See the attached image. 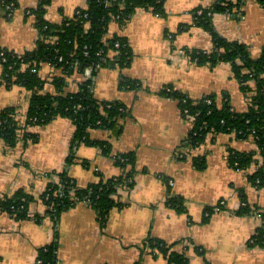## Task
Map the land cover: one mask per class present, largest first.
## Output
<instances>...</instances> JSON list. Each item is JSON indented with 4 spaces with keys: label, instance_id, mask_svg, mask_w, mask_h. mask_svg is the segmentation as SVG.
<instances>
[{
    "label": "crops",
    "instance_id": "obj_1",
    "mask_svg": "<svg viewBox=\"0 0 264 264\" xmlns=\"http://www.w3.org/2000/svg\"><path fill=\"white\" fill-rule=\"evenodd\" d=\"M39 1L18 0L11 17L0 11L2 48L19 55L35 48L38 31L34 17L27 13L37 8ZM214 2L166 0L164 18L139 10L124 28L116 22L111 23L107 36L126 38L134 60L129 68L122 69L114 64L100 69L93 91L98 100L125 104L130 114L123 122L121 135L93 129L90 137L109 142L113 155L136 153L134 187L119 190L117 197L125 206L112 210L105 226L86 203H79L61 215L57 225L59 264H135L138 261L168 264L162 255L145 249L150 238L178 243L176 249L186 252L189 264H264V248L249 245L262 225L259 214L257 211L245 216L234 213L241 204L245 205L240 202L239 189L244 190L252 208L264 210V189L253 186L248 179L255 172V166L238 171L228 164L230 150H256L254 139L241 140L234 134H209L200 147L191 150L188 158L183 159L181 147L190 134L191 124L176 101L160 95L165 86L171 85L192 99L214 94L222 104L223 95L228 94L234 110H248L249 100L234 78L230 64L222 63L214 68L199 65L185 53L212 49L210 33L195 25V10L210 7ZM86 7L87 0H53L47 7L46 19L60 24ZM213 23L227 40L245 44L252 58L261 56L264 8L257 0H245L232 14H216ZM3 72L0 62V82ZM41 75L50 79L61 74L50 64H44ZM88 75L86 70L85 74L67 77L66 91H79ZM124 77L140 81L142 88H122ZM47 90L54 89L48 85ZM30 98L31 93L21 86L8 88L0 84V110L18 107L22 122ZM27 130L38 135L37 142L20 141L15 148L7 149L0 141V198L21 189L39 196L56 181V174L64 171L81 187L121 176L124 172L113 158L102 155L97 147L86 145L76 148V161L67 166L75 131L68 119L59 118L47 126L28 127ZM198 156H206L205 170L193 166L192 159ZM225 194L230 195L231 205L227 200L225 208L204 223L206 208H215L216 200ZM175 196L185 200L186 211L168 205V200ZM213 198L216 200L209 203ZM237 202L241 203L239 208L235 207ZM32 212L45 215L46 208L35 202ZM55 239L56 227L49 217L38 223L34 219L20 221L1 214L0 264H36L38 251Z\"/></svg>",
    "mask_w": 264,
    "mask_h": 264
},
{
    "label": "trees",
    "instance_id": "obj_2",
    "mask_svg": "<svg viewBox=\"0 0 264 264\" xmlns=\"http://www.w3.org/2000/svg\"><path fill=\"white\" fill-rule=\"evenodd\" d=\"M52 1L40 0L37 8L27 13L34 17L38 31V40L32 51L19 55L0 46V62L4 69L0 84L3 83L8 88L18 85L31 93L25 121L19 119L18 107L0 110V141L7 149L15 148L20 141H25L26 144L37 142L38 135L31 134L28 127H44L59 118H65L75 128L67 166L76 161V148L86 145L97 147L102 155L113 158L124 172L121 176L81 187L64 171L56 174V181L51 182L39 196L21 189L11 196L0 198V215L8 214L20 221L34 219L38 223L49 217L54 222L56 239L38 251L40 264H59L57 225L64 212L79 203H86L105 226L111 211L125 206L117 196L120 189L131 190L134 187L136 153L113 155L111 144L92 139L90 131L102 129L119 136L124 129L123 122L130 112L123 103L98 100L93 91L94 79L102 68L112 64H117L122 69L129 68L134 60L126 38L107 36L112 22L124 28L139 10L151 11L163 18L167 15L166 0H87L86 8L79 9L72 18L54 24L46 19L47 7ZM244 1L215 0L210 7L197 8L195 25L210 33L213 46L210 51L192 50L185 53L199 65L214 68L222 63L230 64L234 78L239 81L249 100L248 110H234L228 94L223 95L222 104L214 94L192 99L171 85L165 86L160 95L176 101L182 115L191 124L190 134L181 147L180 155L183 159L188 158L191 150L200 147L209 134H234L241 140L251 137L257 149L249 152L230 150L228 164L238 171H246L255 166V172L248 179L253 186L264 189V49L259 58H252L245 44L227 40L218 33L213 23L216 14H232L242 7ZM257 2L264 8V0ZM8 6H11L10 10H7ZM17 7L18 0H0V11L7 17H11L9 14L12 15ZM44 64H50L61 74L52 78L53 91L46 89L48 80L41 75ZM88 69H92V76L82 83L79 91L67 92V77L85 74ZM121 87L139 90L142 83L124 77ZM192 161L197 170L207 168L206 156L193 157ZM83 164L89 167L88 162L84 161ZM241 195L245 205L234 213L245 216L257 211L262 225L257 228L249 245L264 248V210L252 208L245 192H241ZM35 202H40L46 208L45 215L33 214L32 205ZM168 205L182 212L187 209L185 200L179 196L171 197ZM222 206L221 203L218 205ZM214 211L215 208H206L204 223L210 220ZM177 245L178 243L169 244L162 239L150 238L145 243V249L162 255L168 264H189L186 252L178 251Z\"/></svg>",
    "mask_w": 264,
    "mask_h": 264
},
{
    "label": "rangeland",
    "instance_id": "obj_3",
    "mask_svg": "<svg viewBox=\"0 0 264 264\" xmlns=\"http://www.w3.org/2000/svg\"><path fill=\"white\" fill-rule=\"evenodd\" d=\"M44 79H45V78H44ZM46 80H48V83H47V85H46V89H47V86H48V85H52V84H51L52 78H50V79L48 78V79H46ZM231 190L233 191V186L231 187ZM236 190H237V189L234 188V192H235V193H236ZM241 192H244V190H243V189H242V190H241V189L237 190L238 196L240 197V202L242 203V200H241V196H242V195H241ZM221 197H222V196H220L217 200H216V198L209 199V201H210L209 203H211V202L214 201V199H215L216 202H215L214 204H216V203H217V204H220V203H221L222 205H225V206H226L225 203H227V200H228V202L230 201V195H229V194H225V195L223 196L222 199H221ZM220 199H221V200H220ZM221 201H222V202H221ZM238 201H239V200H238ZM240 202H237V205H236L235 207L239 208V207H240V204H241ZM212 203H213V202H212ZM217 204H216V206H217ZM229 205H231L230 202H229ZM242 205H243V204H241V206H242ZM216 206H215V207H216ZM225 206H222V207H221V208H222L221 210H223ZM33 207H34V206H33ZM211 207H213V206H211ZM230 208H231V207H230ZM240 208H241V207H240ZM216 212H217V210L214 211V214H215ZM214 214H213V215H214ZM205 215H206V214H205ZM206 216H207V215H206Z\"/></svg>",
    "mask_w": 264,
    "mask_h": 264
},
{
    "label": "built area",
    "instance_id": "obj_4",
    "mask_svg": "<svg viewBox=\"0 0 264 264\" xmlns=\"http://www.w3.org/2000/svg\"><path fill=\"white\" fill-rule=\"evenodd\" d=\"M11 9V6H8L7 7V10H10ZM10 16H12L11 14H9ZM118 47H119V45H118ZM0 58H1V55H0ZM4 61H5V59H3ZM87 73L89 74L88 76L89 77H91L92 76V69H88L87 70ZM222 205V204H221ZM224 206V205H223ZM222 208L221 207H215V210H217V211H219V210H221ZM41 263V261L40 260H38L37 259V263L36 264H40Z\"/></svg>",
    "mask_w": 264,
    "mask_h": 264
},
{
    "label": "water",
    "instance_id": "obj_5",
    "mask_svg": "<svg viewBox=\"0 0 264 264\" xmlns=\"http://www.w3.org/2000/svg\"><path fill=\"white\" fill-rule=\"evenodd\" d=\"M114 66V64H112Z\"/></svg>",
    "mask_w": 264,
    "mask_h": 264
}]
</instances>
